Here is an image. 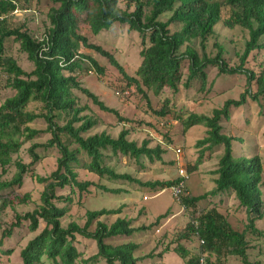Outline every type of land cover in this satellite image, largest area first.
<instances>
[{
	"label": "trees",
	"instance_id": "obj_1",
	"mask_svg": "<svg viewBox=\"0 0 264 264\" xmlns=\"http://www.w3.org/2000/svg\"><path fill=\"white\" fill-rule=\"evenodd\" d=\"M21 1L29 3L32 0H0V74L6 77L5 86L15 90V94L7 97L0 105V195L8 189L22 186L26 175L35 174L34 165L41 159L38 148L56 147L60 155L56 170L48 177H39L46 183L39 205L31 211L17 212L9 226L0 224V263L4 256L10 258L14 251V246H7V241L14 238L18 229L27 223L30 231L39 232L21 249V264H78L80 260L90 263L102 259L105 264H138L143 260L136 255L140 245L125 238L130 239L138 231L159 224L168 217L166 212L159 215L149 227L135 226L131 218L120 216L124 207L122 205L118 208L88 210L84 225L76 221L68 225L62 223V218L75 202L76 194L80 199L83 193L92 195L95 188L112 193L122 192L120 188H110L98 181L81 178L80 167L99 178L159 185L163 189L173 188L183 179L179 176L174 180L144 183L105 163L107 150L113 156L127 155L140 159L145 155L154 161L162 159L166 148L161 144L151 146L150 139H145L141 144L129 139L130 130L126 127L129 119L81 84L74 72L82 70L85 61H89L98 72L104 73V67L82 51L83 48H91L108 57L124 74L128 85L134 84L147 96L148 103V90L156 94L166 88L179 91L185 68L188 70L184 82L186 87H190L195 80H199L202 87H205L209 65L217 66L223 74L246 75V90L238 99H228L222 107L215 108L211 116L191 112L187 116L179 114L174 117L183 123L185 129L198 124L208 128L207 136L198 142L204 146L199 160L208 148L223 146L224 152L216 170V186L212 190L190 195L186 193V186L182 188L181 203L194 217L190 214L186 227L176 238L166 243L159 256L167 251H175L184 259L181 264H214L213 257L221 262L234 255L240 256L243 264H248V234L264 235V231L257 226V221L264 218L263 162L259 154H235L234 141L241 138L224 133L222 120L230 117L232 107L245 105L249 98L259 101L264 95V68L258 74L255 69L246 66L252 51L264 50V0H127V9L119 6V0H53L56 6H52L48 12L50 26L47 33L39 38L25 29L24 23L14 24L10 20L14 11L20 9ZM129 6H134L133 10ZM226 8H229L230 15L225 24L229 27L240 25L249 33L237 66L229 65L224 57V46L220 43H216L218 52L215 55L206 51L207 40L215 33V26L222 19V12ZM166 13L169 16L163 20L162 16ZM81 23L88 24L94 34L109 30L116 23L129 24L131 31L138 32L142 61L136 75H130L113 53L90 42L88 36L81 32ZM16 42L33 62V70L22 68L12 54ZM253 83L256 85L255 90ZM75 89L83 91L101 110L118 116L125 128L117 137L106 131L83 135V132L97 124V120L81 114L87 107L79 105ZM34 101L41 102L40 111L29 109L30 103ZM171 111L169 99H166L163 106L154 110V113L166 117ZM39 118L46 119L45 131L50 133V137L46 142L32 144L29 148L32 156L30 163L22 159L15 160L14 154L20 151L25 142L42 132L31 127V123ZM76 123H80L79 126ZM13 163L17 170L11 178H3ZM230 191L235 193L240 205L246 210L247 225L242 231L235 229L228 216L216 205L203 208L199 213L196 209L209 196ZM30 195H14L8 203L14 209L16 200L25 202ZM0 198H4L5 205V196ZM105 215L118 216L109 224L101 219ZM94 223L96 225L92 229ZM83 238L94 241L97 246V252L87 258H82L84 252L80 246ZM193 238L198 242L204 241L194 251L182 243L183 240ZM174 241L177 242L176 246L173 245ZM148 256L153 254L149 253Z\"/></svg>",
	"mask_w": 264,
	"mask_h": 264
},
{
	"label": "rangeland",
	"instance_id": "obj_2",
	"mask_svg": "<svg viewBox=\"0 0 264 264\" xmlns=\"http://www.w3.org/2000/svg\"><path fill=\"white\" fill-rule=\"evenodd\" d=\"M20 4V9L14 11L10 20L14 24L24 23L25 29L35 37H43L50 26L48 12L56 4L53 0H32L29 3L21 1ZM119 6L122 9H127V0H119ZM25 7L30 8L26 9ZM129 8L133 10L134 6H129ZM168 14H164L162 19L166 20ZM229 15V8L224 9L222 19L215 26V33L207 40L206 51L210 55H215L218 52L216 43H220L224 46V57L229 65L237 66L240 64V56L244 51L249 33L240 25L235 27L226 25L225 20ZM81 32L88 36L90 42L99 44L113 53L130 75H136L142 61L140 56L142 45L139 33L131 31L129 24L116 23L111 29L94 34L88 24L81 23ZM82 51L94 57L104 67V73L98 72L91 67L89 61H85L84 68L74 72L79 77L81 84L96 93L108 106L116 108L122 116L129 119V123L126 125L130 130L129 139L135 140L139 144L145 139H150L151 146L161 144L163 148H166L162 159L154 161L145 155L140 159L127 155L113 156L110 150H107L105 163L118 172L129 173L146 183L178 178L180 175L177 162H181L189 173L185 184L186 193L200 195L212 190L216 186L215 180L218 176L216 170L224 147L215 146L205 149L204 156L199 160L204 146L199 145L198 142L207 136L208 128L203 124H198L190 129H185L183 123L174 117L179 114L187 116L191 112L211 116L215 108L222 107L228 99H238L241 93L246 90L248 86L246 75L243 73L223 74L219 72L217 66L209 65L206 69L208 82L205 87H202L199 80L193 81L190 87H186L184 82L187 80L188 70L185 68L179 91L175 92L166 88L160 94H156L152 90H148L150 100L148 103L147 96L140 92L134 84L128 85L124 74L111 63L108 57L91 48H83ZM12 54L22 68L26 71L33 70V62L18 42L13 44ZM246 66L255 69L260 74L264 68V50L252 51ZM64 72L70 74L69 71ZM5 78L0 74V105L7 97L15 94L14 89L5 86ZM253 84L255 90L256 85ZM74 93L78 96L79 105L87 107L81 114L97 120V124L87 132H83V135L89 136L106 131L113 137H117L120 131L125 128L124 123L120 122L117 115L101 110L83 91L75 89ZM166 99H169L172 111L166 117H159L154 113V110H159ZM41 106L40 101H34L30 103L29 109L40 111ZM60 122L63 123L64 120H60ZM79 124L76 123V126ZM222 124L224 133L241 138V140L234 141L235 154L248 156L259 154L262 157L264 198V95L260 97L259 101L249 98L245 105L238 108L232 107L230 117L223 118ZM31 127L40 129L42 132L25 142L20 151L14 154L15 160L22 159V161L30 163L32 156L29 153V148L32 144L46 142L50 137V133L45 131L47 128L45 118H39L32 122ZM178 147L183 149V157L180 159L177 158L175 151ZM37 150L41 159L34 165L35 174L33 176L26 175L22 186L8 189L0 195L7 199L4 205V198H0V224L5 227L11 224L17 212L31 211L39 205L41 193L46 184L39 177H48L57 168L60 152L56 147L48 149L40 147ZM16 170L15 163L11 164L3 178H11ZM79 170L81 178L98 181L110 188H120L122 192L112 193L95 188L92 195L83 193L80 199L76 194L75 202L70 206L66 216L62 218L64 225H68L71 221L84 225L88 210L118 208L122 205L124 207L120 216L131 218L135 226L149 227L156 222L159 215L168 212V217L162 219L159 224L138 231L132 238L125 239L135 241L140 245L136 255L142 257L143 260L138 264H181L184 261L175 251H167L159 256L166 243L176 238L193 216L174 194L173 188L163 189L159 185H144L128 180L113 181L106 177L99 178L83 167H80ZM26 193L31 194L30 198L25 202L16 200L13 209L8 203L9 198L17 194L23 196ZM215 205L228 216L235 229L240 231L245 229L247 225L246 210L240 205L234 192L209 196L202 200L196 209L199 213L203 211V208L208 209ZM117 216L105 215L101 219L110 224L116 220ZM95 225L94 223L92 229L95 228ZM257 226L264 231V218L257 221ZM38 232L39 230L30 231L28 224L24 223L18 229L16 236L7 241V246H14L13 253L10 258L4 256L0 264H21V249ZM1 234L0 227V236ZM194 239L183 240L182 243L194 251L198 249L199 244H202L201 240L198 242ZM248 239L250 243L248 264H264V235L258 236L255 233H249ZM173 245L176 246L177 242L174 241ZM80 248L84 252L82 258H87L97 252L96 243L86 238L82 239ZM149 253H152L153 256L146 257ZM213 262L214 264H243L242 258L234 255L224 258L221 262L213 257ZM78 264H105V261L102 259L84 263L80 260Z\"/></svg>",
	"mask_w": 264,
	"mask_h": 264
},
{
	"label": "built area",
	"instance_id": "obj_3",
	"mask_svg": "<svg viewBox=\"0 0 264 264\" xmlns=\"http://www.w3.org/2000/svg\"><path fill=\"white\" fill-rule=\"evenodd\" d=\"M176 154H177V158L180 159L181 157H183V149L181 147L176 148ZM178 164V170H179V175L183 178L182 181L173 187L174 190V194L178 197V199H180V193L182 191V188L185 186L186 181L189 178V173L187 171V169L184 167V164L181 162H177ZM201 242L203 243L204 241L201 240ZM202 262H204V257L202 258Z\"/></svg>",
	"mask_w": 264,
	"mask_h": 264
}]
</instances>
